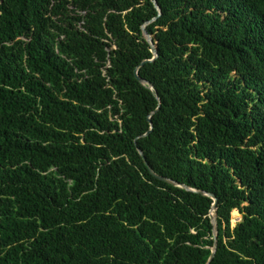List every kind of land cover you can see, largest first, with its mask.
Returning a JSON list of instances; mask_svg holds the SVG:
<instances>
[{
	"label": "trees",
	"instance_id": "trees-1",
	"mask_svg": "<svg viewBox=\"0 0 264 264\" xmlns=\"http://www.w3.org/2000/svg\"><path fill=\"white\" fill-rule=\"evenodd\" d=\"M156 2L0 0V264H206L213 198L139 150L264 264V0Z\"/></svg>",
	"mask_w": 264,
	"mask_h": 264
},
{
	"label": "water",
	"instance_id": "water-1",
	"mask_svg": "<svg viewBox=\"0 0 264 264\" xmlns=\"http://www.w3.org/2000/svg\"><path fill=\"white\" fill-rule=\"evenodd\" d=\"M156 4V6H158L156 0H153ZM158 8L160 9V7L158 6ZM144 33L145 35L147 36V41L149 42L150 46H151V49H152V53L154 55V57L151 59V60H144L142 61L139 65H137L134 69V72H135V76L136 78L144 85H147L148 87L152 88V84L146 80H144L143 78H141L139 75H138V69L139 67L146 61H153V60H156L158 58V49H157V46L156 44L154 43L153 41V38L148 35V33L146 32V29L144 28ZM157 110V108L155 109ZM154 110V111H155ZM152 111V112H154ZM151 112V113H152ZM148 119L150 120V116H148ZM149 131V129L144 132L143 134L147 133ZM139 153L142 155V158H143V161H144V164L147 166L149 172L161 179V180H164L172 185H175V186H180L186 190H191V191H195V192H198L200 194H204V195H207V196H210L211 198H213L214 202H213V205H212V209H211V213H210V218H211V221H212V224H213V231H214V245L212 246V252H211V255L207 261L206 264H210V262L212 261V259L214 258L215 256V253L217 251V246H218V196L213 193V192H209V191H206V190H201V189H195V188H191L189 186H187L186 184H183V183H180V182H177L176 180H173L171 178H168L166 176H163V175H160V174H157L153 169L152 167L149 165L148 161L146 160V158L144 157L143 153L141 150H139Z\"/></svg>",
	"mask_w": 264,
	"mask_h": 264
},
{
	"label": "rangeland",
	"instance_id": "rangeland-1",
	"mask_svg": "<svg viewBox=\"0 0 264 264\" xmlns=\"http://www.w3.org/2000/svg\"><path fill=\"white\" fill-rule=\"evenodd\" d=\"M232 216H233V218H232V224H235V220L237 221L240 218V213L236 209H234L232 211Z\"/></svg>",
	"mask_w": 264,
	"mask_h": 264
},
{
	"label": "clouds",
	"instance_id": "clouds-1",
	"mask_svg": "<svg viewBox=\"0 0 264 264\" xmlns=\"http://www.w3.org/2000/svg\"><path fill=\"white\" fill-rule=\"evenodd\" d=\"M237 210V209H236ZM238 211V210H237ZM232 218H233V216H232ZM235 223H236V220H235ZM232 225H235V224H232Z\"/></svg>",
	"mask_w": 264,
	"mask_h": 264
}]
</instances>
